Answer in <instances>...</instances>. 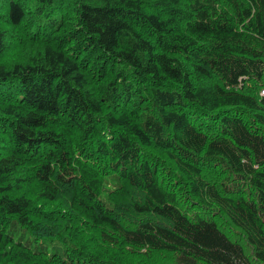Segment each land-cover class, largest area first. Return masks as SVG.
Masks as SVG:
<instances>
[{
    "label": "trees",
    "instance_id": "trees-1",
    "mask_svg": "<svg viewBox=\"0 0 264 264\" xmlns=\"http://www.w3.org/2000/svg\"><path fill=\"white\" fill-rule=\"evenodd\" d=\"M262 89L264 0H0V264H264Z\"/></svg>",
    "mask_w": 264,
    "mask_h": 264
},
{
    "label": "built area",
    "instance_id": "built-area-1",
    "mask_svg": "<svg viewBox=\"0 0 264 264\" xmlns=\"http://www.w3.org/2000/svg\"><path fill=\"white\" fill-rule=\"evenodd\" d=\"M263 94H264V90L261 91V95H263Z\"/></svg>",
    "mask_w": 264,
    "mask_h": 264
},
{
    "label": "rangeland",
    "instance_id": "rangeland-1",
    "mask_svg": "<svg viewBox=\"0 0 264 264\" xmlns=\"http://www.w3.org/2000/svg\"><path fill=\"white\" fill-rule=\"evenodd\" d=\"M13 56V55H12ZM14 58V57H13Z\"/></svg>",
    "mask_w": 264,
    "mask_h": 264
}]
</instances>
